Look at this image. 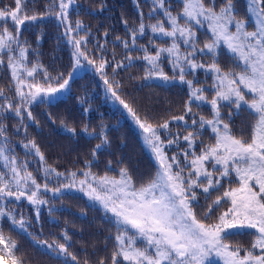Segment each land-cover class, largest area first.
Returning a JSON list of instances; mask_svg holds the SVG:
<instances>
[{
    "label": "snow or ice",
    "instance_id": "1",
    "mask_svg": "<svg viewBox=\"0 0 264 264\" xmlns=\"http://www.w3.org/2000/svg\"><path fill=\"white\" fill-rule=\"evenodd\" d=\"M74 3L76 0H48L44 14L33 11L31 15L28 14L29 0H14V7L6 5L0 8V65H6L14 82L12 96H6L4 89L0 88V97L4 98L0 102V164L3 166L0 169V246H3L0 247V264L4 255L9 257L10 264H24L23 259L15 256L18 245L5 235V223L9 231L18 229L27 232L31 226L30 221L10 204L26 200L34 207L39 219L41 206L49 205L43 194L51 192L57 195L64 189L77 187L89 200L98 202L105 212L114 217L117 232L107 264H211L213 259L222 261V264H264V0H249L247 11L256 17L251 31L246 28V20L237 19L234 14V0H225L218 10L214 0H210L208 5L204 0H180L181 9L175 14L167 0H151L147 15L156 22L150 24L144 22L139 0H135L140 17L138 26L128 29L129 40L116 38L125 49L135 48L143 52L137 57L129 52L126 56L128 65L115 61L114 57L111 61L105 58L103 51L106 43L96 45L100 50L99 62L89 55L87 32L85 35H73L84 28L79 20L75 26L70 20L69 8ZM44 15L57 19L63 26L67 43L73 47V71L67 77L64 73L52 77L39 63L28 66L30 45L22 39V28L44 18ZM205 21L210 36L199 47L196 28L203 27ZM123 23L127 27V21ZM149 31L155 36L167 38V45L157 46L151 37L148 45L137 44L139 37ZM222 43L237 56L235 67H239L238 71L235 67L224 70L220 66L216 57ZM198 55H210L212 62H198ZM165 58L172 71L177 73L171 78L161 67ZM133 59L146 63L144 79H178L187 85L189 99L182 115L154 125L147 119L142 120L134 108L121 98L119 83L114 84L108 78L106 69L111 67L115 73L130 66ZM83 62L100 76L106 90L142 130L157 164L154 175L146 182L137 184L126 167L119 169L118 176H109L107 172L95 174L90 168L91 161L85 162V169L80 170L82 178L78 177L77 171L67 174L58 172L44 166V154L34 140L27 143L21 141L22 147L39 159L44 176V183L41 184L29 170L28 161H20L11 148L4 123L7 113L17 118L16 131L23 128L26 132L25 119L34 120L30 106L37 100L48 101L68 89L74 71ZM200 69L213 77L208 86L214 92L210 100L205 95L206 87H197L198 80L186 79L187 75L195 76ZM40 73L43 74V82L36 79ZM193 102L210 104L212 117L200 116L196 119L192 113ZM225 105L230 109L229 119L233 110L238 115L242 108L253 116L248 138L232 133L230 124L222 117L221 110ZM186 116H192L191 125L195 131H188L182 137L179 133L172 134L170 123L179 121L187 124ZM201 130H210L214 143L203 144L201 140L202 147L197 154L195 146ZM84 131L88 132L87 127ZM162 134L167 138L162 139ZM98 136L101 143L93 149L94 157L108 143L103 131ZM181 139L187 144V148L181 150L183 163L177 154L169 156L165 151L166 147L178 145ZM111 163L108 162L109 166ZM53 175L63 177L67 182L61 181L52 187L48 180ZM223 180H228L229 186L204 208L201 218L197 213V189L207 199L213 190L219 191ZM233 181L235 186H232ZM225 204L228 207L213 220V214ZM51 211L52 207H49ZM210 220L213 222L209 223ZM242 230H254L247 248L234 246L228 240L229 236ZM62 236L65 243L35 242L61 257L62 264H80L77 256L69 250L68 233L62 232ZM84 264H89V261L85 259ZM98 264H106L105 259L102 258Z\"/></svg>",
    "mask_w": 264,
    "mask_h": 264
},
{
    "label": "trees",
    "instance_id": "2",
    "mask_svg": "<svg viewBox=\"0 0 264 264\" xmlns=\"http://www.w3.org/2000/svg\"><path fill=\"white\" fill-rule=\"evenodd\" d=\"M48 0H29L28 14H44ZM172 6L175 14L181 9L180 0H167ZM210 0H204L208 5ZM225 0H214L217 10L223 6ZM151 0H139L140 11L144 13L146 24L155 23L156 20L148 17ZM14 7V0H0V8L4 6ZM234 14L237 19L246 20V28L254 29L255 22L250 18L247 11L246 0H234ZM162 17V14H160ZM69 17L73 26L79 20L84 28L79 33L73 35L88 34L89 43L87 49L89 55L99 62V49L97 43H106L103 51L108 60L123 61L129 64L126 56L129 52L133 57L143 55V52L129 48L125 49L117 40H129L128 29L138 26L140 17L135 0H76L69 8ZM127 21V27L123 23ZM181 24L183 20L181 19ZM167 26V25H166ZM63 26L52 15H44L34 23H29L22 28V39L30 45L27 61L31 67L34 63H39L47 69L52 77L64 73L65 77L73 71V47L67 43L63 35ZM108 35L105 36L104 33ZM197 36L199 47H202L206 39L210 36L207 25L197 26ZM40 37L39 41L37 38ZM151 37L157 46H166L167 38L153 35L150 31L139 37L137 44L148 45ZM151 48V46L149 45ZM154 52V49H152ZM217 60L224 70L233 68L237 64V57L229 53L224 44L217 49ZM7 58L5 57V60ZM198 62L209 64L212 62L210 55H198ZM87 63L83 62L82 66ZM163 72L170 78L177 75L172 71L171 66L165 58L161 65ZM242 67V65H240ZM239 70V67H235ZM146 63L140 59H133L131 65L118 69L115 73L112 68L106 69L108 78L113 83H119L118 94L124 99L143 120L158 124L164 120H170L173 116L184 113V106L189 99V89L186 84H182L178 79L159 80L160 78L144 79ZM37 80L43 82V74L40 73ZM186 79L198 80L197 87L207 88L205 95L212 99L214 92L208 86L213 82L212 74L203 69L197 70L195 76L187 75ZM165 81V82H163ZM10 84L12 88L10 89ZM0 88L4 89L6 96H12L14 92V82L11 81L10 71L6 65H0ZM0 97V102L3 101ZM199 104V107L197 106ZM34 120L25 119L27 130L21 128L16 131L18 120L12 113H7L4 123L7 125V133L10 138V146L20 161H28L29 170L33 172L37 181L44 183V176L41 170L39 159L30 154L22 147L21 141L27 143L34 140L41 152L44 154L45 167H50L58 172L68 173L77 171L79 178L80 170L85 169V162L91 161V171L98 175L105 172L109 176H118L119 169L126 167L133 176L137 184L146 182L154 175L157 164L155 163L149 149L144 141L142 130L135 123L128 111L106 90L100 76L93 70L84 67L82 71L71 78L69 87L64 96L55 98L52 101L37 100L30 106ZM222 117L230 124L232 133L238 137L248 138L253 124V116L246 108H242L237 115L233 110V115L229 119V107H222ZM192 113L195 118L200 116L212 117L211 106L208 103L193 102ZM187 124L179 121H172L169 130L172 134L179 133L182 137L188 131H195L191 125L192 116L185 117ZM87 127L88 132L84 131ZM74 129L75 131H69ZM103 131L107 136L108 143L105 144L93 156V149L101 143L98 134ZM91 133V134H89ZM167 136L162 134V139ZM214 143L210 130H201V136L196 142L195 151L199 154L201 145ZM187 148V144L181 139L178 145L166 147L165 151L169 156L177 154L181 162L183 155L181 150ZM111 161L109 166L108 162ZM0 164V169H2ZM61 181L67 182L63 177L53 175L48 183L56 187ZM219 191L213 190L209 198L197 189L199 204L197 213L202 218V212L208 204L221 195L225 188L229 186L228 180L222 181ZM235 186V182H232ZM49 200V205L41 206L39 219L32 205L26 200L18 203L13 202L10 207L15 208L18 213H22L31 226L27 232L18 229L9 231L8 224L4 225V232L7 237L15 241L18 249L15 256L24 260V264H62V258L56 256L46 247L41 248L35 241H47L49 244L65 243L62 232H67L70 241L69 250L75 254L84 264L85 259L89 264H98L104 258L107 264L114 244L117 228L111 213L105 212L102 206L95 201L89 200L87 196L79 190V187L64 189L61 193L53 195L51 192L43 194ZM49 207L52 211L49 212ZM228 207L217 209L215 216ZM19 218V217H18ZM213 220L208 221L209 223ZM254 230H242L237 234L228 237V240L235 246L244 248L250 246L253 239ZM28 233L32 235L29 236ZM142 243V242H138ZM3 247V246H0ZM243 255V253H241ZM2 264H10L7 255L3 256ZM211 264H222L221 261L212 260Z\"/></svg>",
    "mask_w": 264,
    "mask_h": 264
},
{
    "label": "rangeland",
    "instance_id": "3",
    "mask_svg": "<svg viewBox=\"0 0 264 264\" xmlns=\"http://www.w3.org/2000/svg\"><path fill=\"white\" fill-rule=\"evenodd\" d=\"M246 3H247V7H248L249 0H246ZM248 13H249L250 18L255 22V20H256L255 15H254L252 12H249V11H248ZM205 23H206V25H207V21H205ZM233 30H234V29H233ZM222 44H223V43H222ZM225 47H226V45H225ZM226 49H227V47H226ZM227 51H228L229 53H231L228 49H227ZM231 54H233V53H231ZM233 55H235V54H233ZM235 56H236V55H235ZM236 57H237V56H236ZM84 67H86V68H88V69H91V68H92L91 66H88L87 64H86L85 66H81L80 68H78V69H76V70L74 71L73 76L78 75V74L82 71V69H83ZM73 76H72V77H73ZM159 80H163V79H159ZM163 82H165V81H163ZM167 82H168V80H167ZM66 91H67V89L61 91L60 93H58V94H56L54 97H52L49 101H52V100H54V99L57 98V97L64 96L65 93H66ZM143 137H144V136H143ZM144 141H145V140H144ZM145 143H146V142H145ZM146 146H147V148L149 149V151H150V153H151V155H152V157H153V159H154V161H155V163H156V160H155V157H154V155H153V152H152L151 148H150L147 144H146ZM181 163H183V162H181ZM213 260H218V259H213ZM218 261H219V260H218ZM221 262H222V261H221Z\"/></svg>",
    "mask_w": 264,
    "mask_h": 264
}]
</instances>
